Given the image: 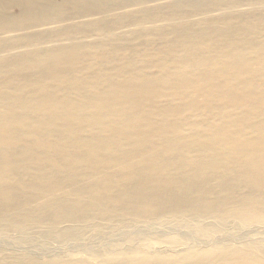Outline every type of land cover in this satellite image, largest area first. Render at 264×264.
<instances>
[{"label":"bare ground","instance_id":"1","mask_svg":"<svg viewBox=\"0 0 264 264\" xmlns=\"http://www.w3.org/2000/svg\"><path fill=\"white\" fill-rule=\"evenodd\" d=\"M105 167L148 210L264 224V0H0V194Z\"/></svg>","mask_w":264,"mask_h":264},{"label":"rangeland","instance_id":"2","mask_svg":"<svg viewBox=\"0 0 264 264\" xmlns=\"http://www.w3.org/2000/svg\"><path fill=\"white\" fill-rule=\"evenodd\" d=\"M11 11L19 13L16 5ZM104 173L95 181L70 175L41 185L35 181L36 189L0 194V262L252 264L246 248L264 247V224H248L244 216L231 213L198 219L191 213L173 214L171 206L152 205L148 210L132 203L149 188L141 184L143 177L124 179L107 167ZM79 187L84 189L81 194L47 208L13 201H43L39 197L51 188L68 195Z\"/></svg>","mask_w":264,"mask_h":264}]
</instances>
